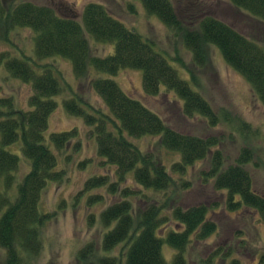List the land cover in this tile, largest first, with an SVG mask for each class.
<instances>
[{
    "label": "trees",
    "instance_id": "trees-1",
    "mask_svg": "<svg viewBox=\"0 0 264 264\" xmlns=\"http://www.w3.org/2000/svg\"><path fill=\"white\" fill-rule=\"evenodd\" d=\"M140 1L148 14L155 15L169 30L180 34L196 66L205 63V46H216L226 64L245 78L264 107L263 43L206 11L204 15L208 16L200 20L198 26L184 30L183 25H188V20H196L198 8H201L198 12L203 10L196 2L178 8L173 0ZM228 2L264 25V0ZM80 16L82 25L77 20L62 17L47 5L22 1L5 10L0 0V19L6 31L31 30L35 53L34 63L26 56L2 54L0 57L6 58L4 67L9 75L31 84L34 92L29 98L30 110L15 109L11 99L0 98V248L5 251L3 264H34L43 249L40 229L49 218L39 212L41 196L47 182L60 176L53 171L56 158L49 145L44 143V133L49 116L57 106L52 99L63 90L52 66H42L41 75L35 72L33 67L39 66L40 61L55 56L69 59L79 80L86 76L89 65L111 76L120 70H140L144 96L156 98L172 94L176 100L167 102V106L174 108L183 123L198 119L214 130L219 123L229 122L224 114L214 112L197 90L198 79L192 71L188 82L180 79L164 57L153 50L150 41L127 29L102 5L89 3ZM84 32L96 42H114V54L91 58ZM91 88L104 101L112 117L85 103L77 94L64 101V107L94 126L97 152L115 167L118 181L124 183L132 172L134 184L124 186L119 196L112 197L113 202L101 213L104 227L114 225L103 236L98 250L103 254L89 243L78 252L77 260L96 264H185L184 254L191 238L203 241L216 233V225L207 216L214 207L205 200L212 192L225 197L224 204L229 211L250 209V213H258L264 221V196L255 191L253 179L246 170V164L252 158L251 150L242 149L233 162L228 163L218 148L217 136L184 130V127L168 122L146 104L123 92L112 80L94 79ZM83 104L97 115L88 114ZM75 135L74 132L53 133L50 142L57 150H64ZM146 137H159L165 150L179 155V161L171 165V170L181 176L195 163H208V170L201 172L202 184L198 192L204 201L185 209L175 208L172 215L167 214L169 200L182 190L189 191L192 183L184 178L175 180L155 155L143 152L131 141ZM16 142H21L22 153L30 161L31 170L15 188L14 175L19 158L4 147ZM100 181L95 178L90 183ZM173 185L178 187L177 192L169 195L168 190ZM110 190L116 192L115 186L112 185ZM174 221L175 229L159 234L163 225ZM164 244L176 252L172 262L163 257ZM118 246L125 249L118 256L111 255Z\"/></svg>",
    "mask_w": 264,
    "mask_h": 264
},
{
    "label": "rangeland",
    "instance_id": "rangeland-1",
    "mask_svg": "<svg viewBox=\"0 0 264 264\" xmlns=\"http://www.w3.org/2000/svg\"><path fill=\"white\" fill-rule=\"evenodd\" d=\"M22 1H29L47 5L55 9L58 14L79 21L82 25L81 12L85 5L95 3L102 5L111 17L121 22L127 29L138 33L144 40L153 44V50L164 57L168 64L177 72L180 79L189 81L192 71L198 79L197 90L208 100L214 112L224 114L229 122H221L214 130L208 129L198 119L183 123L174 108L167 106V102H174L176 98L168 93V97L157 96L147 98L143 93V75L140 70H120L117 75L98 72L89 65L86 76L77 79L69 59L60 56L40 61L33 69L38 75L43 73L42 66L50 65L55 71L62 93L53 97L56 109L49 116L47 129L44 133V143L49 145L56 158L53 170L59 178L49 180L43 190L39 203V212L49 215L46 223L41 227L43 249L34 264H96L91 261L77 260L78 252L87 244L92 243L95 250H100L103 236L107 230L101 223V213L113 202L112 197H118L120 190L132 186L133 173H129L124 183L118 181L115 167L97 152V142L94 126L87 124L83 117L68 112L64 101L80 95L85 103H90L102 113L111 116L104 101L93 91L91 83L94 79H109L114 81L123 92L143 102L155 112L163 116L168 122L184 127L196 133L217 136L220 141L219 149L227 158L228 163L239 152L248 148L252 158L246 164V170L253 179V188L264 196V107L256 98L251 86L238 72L230 68L223 59L220 50L214 45L205 46V63L196 66L191 52L183 45L180 34L169 30L158 17L148 14L140 0H1L2 7L7 8ZM178 8L185 4L192 6V2L203 6L202 12L198 8L194 18L183 25L184 30L198 26L209 12L212 17L231 24L247 37L264 44V25L246 13L238 11L228 0H173ZM203 3V5H201ZM179 4V5H177ZM196 6V5H193ZM85 33L88 41L90 57L104 58L114 54L115 43H99ZM34 34L29 29H15L6 31V26L0 19V57L7 54L14 57L26 56L35 62ZM5 57L0 58V98L11 99L15 109L30 110L29 98L34 94L31 84L12 78L4 67ZM31 65V64H30ZM192 89L195 88L191 85ZM84 105L90 115H97L95 111ZM112 117V116H111ZM74 132L76 135L64 150H57L50 142V134ZM143 152L151 154L167 167L171 176L180 181L184 178L192 183L189 191L176 193L173 200L167 204V214L172 215L175 208L185 209L190 205L200 203L201 172L208 170L207 162H198L187 168L184 175L171 170V165L179 161V155L165 150L159 137H146L131 140ZM47 145V146H48ZM1 147V142H0ZM8 152L19 158V167L15 173V188L24 176L31 170L30 161L23 155L21 142L4 147ZM165 167V168H166ZM101 179L99 183L90 180ZM115 186L116 192L110 190ZM2 181L0 179V191ZM178 187L172 186L168 193L177 192ZM209 189V187L207 188ZM207 204L214 208L208 211L209 220L216 225V233L203 241L194 240L187 245L184 258L185 264H264V221L258 213L244 209L229 211L224 204L225 197L219 193H210ZM135 205H137L136 201ZM217 204V205H215ZM174 222L163 225L159 234H167L175 229ZM176 224V223H175ZM123 246L116 247L111 255L118 256ZM102 253L101 251H98ZM175 250L164 244L163 257L167 262L175 258ZM5 251L0 248V264L4 263Z\"/></svg>",
    "mask_w": 264,
    "mask_h": 264
}]
</instances>
